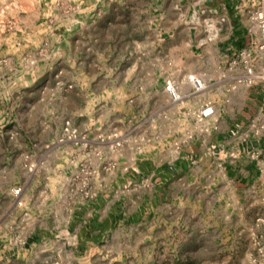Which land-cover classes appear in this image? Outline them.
<instances>
[{"label":"rangeland","instance_id":"rangeland-1","mask_svg":"<svg viewBox=\"0 0 264 264\" xmlns=\"http://www.w3.org/2000/svg\"><path fill=\"white\" fill-rule=\"evenodd\" d=\"M257 3L0 0V264H21L27 238L54 246L38 264H252L264 162L244 183L219 158L251 145L220 135L261 67L241 58ZM188 150L208 162L177 168Z\"/></svg>","mask_w":264,"mask_h":264},{"label":"crops","instance_id":"crops-1","mask_svg":"<svg viewBox=\"0 0 264 264\" xmlns=\"http://www.w3.org/2000/svg\"><path fill=\"white\" fill-rule=\"evenodd\" d=\"M244 37L245 36L241 38L243 39ZM235 40L239 42L240 39ZM230 90L227 89L229 92ZM226 102L231 103L232 98L230 100L227 99ZM230 107L231 106L228 105L223 113H221L225 118L226 128H224L220 136L224 138L228 137L229 132L234 133L233 127L238 128L239 135H237L236 138H239L240 136L242 137V141L250 139L251 145L246 146L244 143H242V145L239 143V146L235 149L234 153L228 156V152H221L219 159L222 160V163L227 168L231 167V172H233L237 178H241L244 183H255L259 178L258 165L261 164V162H264V131L261 130V126L264 125V83L257 82L249 86L243 97L239 99V103L235 105V108ZM227 117L232 120V123ZM223 142L226 143L228 140L224 139ZM247 147L259 154L257 161H254L249 157V150H246ZM210 155L212 156V154ZM208 160L209 156L204 154V152L203 154H199L196 158L195 153L188 150L177 161V168H185L186 166L190 168L191 164L195 166L197 162L201 164L198 167H201L205 162H208ZM175 170V168L172 169V171ZM95 206L94 203L85 205L86 210L83 218L88 219L89 222L95 220L97 217L98 211ZM92 233H98V231L94 230ZM34 240V238H27L22 243V247L18 249L17 258L22 260L21 264H38L37 261L46 257L47 254H51L54 250V246H52L51 243L41 247L37 245V242ZM86 243L94 244L89 241ZM60 251H62V249Z\"/></svg>","mask_w":264,"mask_h":264},{"label":"built area","instance_id":"built-area-1","mask_svg":"<svg viewBox=\"0 0 264 264\" xmlns=\"http://www.w3.org/2000/svg\"><path fill=\"white\" fill-rule=\"evenodd\" d=\"M252 19L256 23L259 32H260V37L257 39L254 45V52L252 51H243L241 53V58H246L248 59L251 63L260 60L261 62V67L259 69V72L256 73L255 69L251 64H249V69L244 70L245 71V77L246 80L249 83V86L260 82L264 83V0H258L256 10L253 14ZM187 82L189 85L190 90L192 92L190 93L191 95H196L199 93L204 92L206 90L207 85L203 79V77L199 75H189L186 77ZM166 87L167 92L171 96L173 101H180L183 99V96L181 93L178 91V86L175 83L168 82ZM201 116L202 117H210L214 114V107L212 103H207L202 107L201 111ZM261 130L264 131V125L261 126ZM65 132H67L69 135L71 134L70 127H66ZM253 158H258L259 154L255 152V154L252 155ZM261 172L264 176V165L261 167ZM21 192L20 189L15 191L16 195H19ZM252 264H264V240L261 241L258 244V257L252 261Z\"/></svg>","mask_w":264,"mask_h":264}]
</instances>
